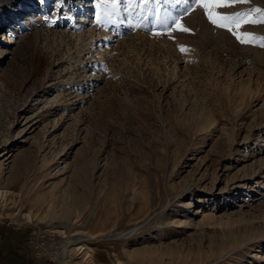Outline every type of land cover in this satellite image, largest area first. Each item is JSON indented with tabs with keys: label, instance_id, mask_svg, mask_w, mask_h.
Here are the masks:
<instances>
[{
	"label": "rangeland",
	"instance_id": "rangeland-1",
	"mask_svg": "<svg viewBox=\"0 0 264 264\" xmlns=\"http://www.w3.org/2000/svg\"><path fill=\"white\" fill-rule=\"evenodd\" d=\"M4 1L0 162L23 171L0 179V264H264L262 42L194 0H161L191 29L171 34L127 0L103 23L99 0Z\"/></svg>",
	"mask_w": 264,
	"mask_h": 264
},
{
	"label": "snow or ice",
	"instance_id": "snow-or-ice-1",
	"mask_svg": "<svg viewBox=\"0 0 264 264\" xmlns=\"http://www.w3.org/2000/svg\"><path fill=\"white\" fill-rule=\"evenodd\" d=\"M43 2V0H40ZM169 0H164V3H168ZM181 0H175V3H180ZM252 0H194V4L189 5L183 15H188L194 7L198 6L204 10L207 19L215 27L227 30L242 44H252L256 40L261 41V47H264V36L257 37L255 33L243 31L237 34L236 29L242 28L245 25H256L264 23V8L255 7L248 12H234L229 14L226 9H231L237 5H248ZM121 0H99L96 5L98 11L96 14L97 23H103L105 19H110L120 7ZM183 3L187 4L188 0H183ZM129 7L124 10L130 12V9L134 7L141 13H151L155 22L159 25H163L167 29V33L171 34L174 31L183 33L190 32L191 29L186 27L181 21L183 16H173L170 13L165 12L163 16L160 15L161 0H127ZM111 9V11H107ZM253 14H258L253 16ZM115 22V21H113ZM169 22H172V26L169 27ZM130 28H135L136 25L129 23ZM163 32H157L156 35H163ZM181 52L187 51L184 46L180 47Z\"/></svg>",
	"mask_w": 264,
	"mask_h": 264
},
{
	"label": "bare ground",
	"instance_id": "bare-ground-1",
	"mask_svg": "<svg viewBox=\"0 0 264 264\" xmlns=\"http://www.w3.org/2000/svg\"><path fill=\"white\" fill-rule=\"evenodd\" d=\"M4 0H0V3H3V5H4ZM34 4V3H33ZM48 5V4H47ZM88 5V4H87ZM47 7V6H46ZM49 8V7H48ZM85 14L84 15H81L80 16V18H79V21H78V23H79V28L80 27H82L84 24H85V22L86 21H89V14L90 13H88L87 14V12H91V11H89V6H88V9H85ZM62 12V11H61ZM21 13H23V14H28L27 12H25V11H21L19 14H21ZM48 13V12H47ZM55 13H57V11L55 12ZM18 14V15H19ZM46 14V13H45ZM65 14V13H64ZM56 15V14H55ZM54 16V15H53ZM63 15H61V17H62ZM73 16V15H72ZM64 18H65V16H64ZM73 18V17H72ZM18 20V19H17ZM17 20H15L14 22H17ZM61 20V19H60ZM204 20V19H203ZM55 21H57V20H55ZM66 21V20H65ZM77 21V20H76ZM61 22V21H60ZM23 23V22H22ZM58 23H59V20H58ZM76 23V22H75ZM24 24H25V22H24ZM94 25H95V23H93ZM94 25H92V26H94ZM108 25V24H107ZM85 26V25H84ZM83 26V27H84ZM76 27H77V24H76ZM86 27V26H85ZM96 28V27H95ZM95 28L93 27V29H92V31L90 32V35H91V38H90V40H89V42L87 43L89 46H91V47H97L96 46V42H95V40H96V37H95V34H94V32H95ZM85 29V28H84ZM75 30V29H74ZM77 30H80V29H78L77 28ZM91 30V29H90ZM108 31V30H107ZM96 33V32H95ZM106 34H105V39H107V37L110 35V32L108 31V32H105ZM104 34V33H103ZM208 34V33H207ZM98 36V38L101 36V34H99V35H97ZM111 36V35H110ZM100 42V41H99ZM86 44V43H85ZM87 45V46H88ZM84 47V46H83ZM6 50H8V48H6ZM4 51V50H3ZM97 51V50H96ZM250 91V90H249ZM245 92V94H246V91H244ZM248 92V91H247ZM258 93V92H257ZM252 94H253V92H252ZM200 119H201V122H200V124H199V126L201 127V128H203V129H207L208 127H210V125H212V124H216L215 122H216V119H214V118H212V117H210V116H206V115H204L203 113L201 114V116H200ZM4 155V154H3ZM8 159V158H7ZM21 168H18V169H16V165H12V168H11V172H10V175L9 176H7V177H4V162L2 161V162H0V179L2 180H5V183L7 182H10V181H12L13 179L14 180H17L16 178H18V176L20 175V176H22V174H20V172H21ZM23 171V170H22ZM23 173V172H22ZM6 192V191H5ZM0 195H1V197H4V194L2 193V192H0ZM66 195L68 196V197H71V198H74V195H73V193L69 190V189H67L66 190ZM4 200H6V197L5 198H3ZM85 202V201H84ZM73 211V209L71 210V209H69V208H67L66 209V211L63 213V214H58L57 212H55V211H51V212H49L48 214H46V215H44V217H46V216H49L50 218H52L53 220H55V219H57V220H59V219H65L67 222H70L71 221V217H69L70 216V212H72ZM87 254V253H86Z\"/></svg>",
	"mask_w": 264,
	"mask_h": 264
}]
</instances>
